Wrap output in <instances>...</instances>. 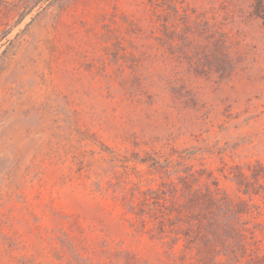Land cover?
<instances>
[{"label":"rangeland","instance_id":"rangeland-1","mask_svg":"<svg viewBox=\"0 0 264 264\" xmlns=\"http://www.w3.org/2000/svg\"><path fill=\"white\" fill-rule=\"evenodd\" d=\"M0 264H264V0H0Z\"/></svg>","mask_w":264,"mask_h":264}]
</instances>
